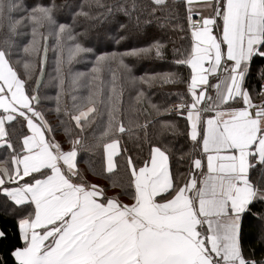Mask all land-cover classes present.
Masks as SVG:
<instances>
[{"label": "snow or ice", "instance_id": "obj_1", "mask_svg": "<svg viewBox=\"0 0 264 264\" xmlns=\"http://www.w3.org/2000/svg\"><path fill=\"white\" fill-rule=\"evenodd\" d=\"M106 8L93 16L69 0H0V264H264V248L258 259L244 243L248 222L264 245V83L255 96L246 83L257 61L264 81V0H114ZM61 9L72 24L58 20ZM79 17L92 21L84 33L74 32ZM154 22L188 40L173 49L187 75H130L126 57L166 58ZM93 29L101 43H146L95 55L91 74L73 73L65 66L93 53L77 36ZM49 36L57 56L45 79ZM125 79L186 88L178 103L150 104L161 119L145 109L143 123L126 125ZM48 86L55 106L46 112ZM177 137L186 149L175 147ZM97 152L99 171L81 155Z\"/></svg>", "mask_w": 264, "mask_h": 264}, {"label": "trees", "instance_id": "obj_2", "mask_svg": "<svg viewBox=\"0 0 264 264\" xmlns=\"http://www.w3.org/2000/svg\"><path fill=\"white\" fill-rule=\"evenodd\" d=\"M64 0H57V3H63ZM69 2L74 6H83L85 11L90 12L93 16L103 13L107 11L106 6L110 5L114 2V0H99V3L102 5H105V7H99L97 6V0H69ZM150 0H137L138 4H147ZM120 15V14H118ZM57 18L60 22H65L72 24L73 20L71 15L68 11L61 9V11L57 14ZM121 19H127L121 15ZM180 23H183V19L179 21ZM92 21L86 20L83 17H79L74 25V32L75 33H84L85 28H87ZM97 27H101V25H97ZM152 34L154 37L161 42L167 44L166 49V58L165 59H156L151 57H145V58H136V57H126L125 63L129 65L131 68L130 75L132 77H142V76H149L154 73H164L169 71H176L180 72L184 75H187L188 70L184 67H179L173 63V49L174 47L176 49H180L182 52L184 48L188 44V40H181L180 36L182 35L178 30L173 31L171 27H165L163 29L156 26L155 22L150 26ZM95 33V29L88 32L86 35H79L77 36V40L82 43L85 47H90L93 49V53L89 54H81L80 57L75 59L70 65H66V68L71 69L73 73L81 72L86 74H91V68L95 61V55H99L104 52H110V51H120L123 52L128 47H139V46H145V41L141 39L132 38L126 41H123L120 45H109L108 43H101L97 38ZM22 41L21 44V51L20 55H25L22 52L23 44L27 43V40L29 37L22 36L19 38ZM151 41H148L147 43H150ZM47 46H48V52H47V59L45 64V72L46 76L45 79L48 78V74H54L55 69V62H56V52L53 51V48L55 47L56 41L55 38L52 36H49L47 40ZM68 44H71V41L67 42ZM66 55V53H65ZM260 66V61H257L253 64L251 73L249 74V77L246 81L247 85L249 87H252L254 92L256 93L259 90L261 80L259 79L257 75V69ZM113 71H116L117 76L120 77L121 75H124L125 77L128 76L127 73H123L122 69L117 68V66L113 65ZM102 78L106 82L111 81L112 73L105 69L101 73ZM118 87L121 86V82L117 81ZM123 118L126 125L129 123L135 124L136 122L143 123L144 120V110L147 109L148 112H152V119L158 120L161 119V117L157 116L153 110L150 107V104H156L161 107L166 106L168 104L178 103L179 97L176 95V93H182L185 91L186 86L184 84H161L159 81L153 83L151 86L147 84H143L139 81V79L136 80L135 83L131 82L129 79H125L123 84ZM138 91H143L144 95L139 100L137 99V93ZM55 92L56 89L53 87H44L41 89L42 95H46L50 97V99L45 101L46 105V112L48 108H54L55 106ZM85 90L81 89L77 92V95H84ZM49 119L53 120L55 123V116L54 114L49 115ZM107 117L105 116V121ZM168 119H173L177 121L181 128H183V121L179 117H168ZM102 128V126H101ZM100 128L97 129V132H99ZM151 131V130H150ZM60 139H63V136L61 135L58 137ZM166 139H171V137H165ZM176 148H179L181 145H184L185 149L187 148V145L184 142L183 137H177L175 141H173ZM129 149L133 150L135 152L137 149L134 147V145L129 141L128 142ZM144 151H147V145L144 146ZM85 159H91L96 164V171H99V158L100 154L97 152L94 156L90 155L89 153H82L81 154ZM83 166V165H82ZM88 179L91 182L104 185L106 184V181L99 176L92 175L89 173ZM113 194L112 192L109 193V195ZM244 243L246 249L255 248L256 249V257L259 259L261 249L264 248V245H261L258 240V229L251 226L248 222L245 224V230H244Z\"/></svg>", "mask_w": 264, "mask_h": 264}, {"label": "crops", "instance_id": "obj_3", "mask_svg": "<svg viewBox=\"0 0 264 264\" xmlns=\"http://www.w3.org/2000/svg\"><path fill=\"white\" fill-rule=\"evenodd\" d=\"M249 86V85H248ZM250 90L253 92V95H255V92L252 87H250Z\"/></svg>", "mask_w": 264, "mask_h": 264}, {"label": "built area", "instance_id": "obj_4", "mask_svg": "<svg viewBox=\"0 0 264 264\" xmlns=\"http://www.w3.org/2000/svg\"><path fill=\"white\" fill-rule=\"evenodd\" d=\"M261 83H264V81H261ZM261 83H260V85H261Z\"/></svg>", "mask_w": 264, "mask_h": 264}, {"label": "rangeland", "instance_id": "obj_5", "mask_svg": "<svg viewBox=\"0 0 264 264\" xmlns=\"http://www.w3.org/2000/svg\"><path fill=\"white\" fill-rule=\"evenodd\" d=\"M255 96V95H254ZM92 181V180H91Z\"/></svg>", "mask_w": 264, "mask_h": 264}]
</instances>
